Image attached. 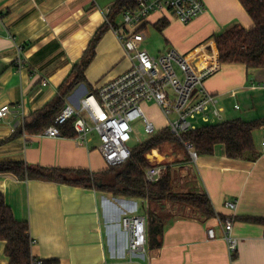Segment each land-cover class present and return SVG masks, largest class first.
I'll return each instance as SVG.
<instances>
[{"label": "crops", "instance_id": "obj_1", "mask_svg": "<svg viewBox=\"0 0 264 264\" xmlns=\"http://www.w3.org/2000/svg\"><path fill=\"white\" fill-rule=\"evenodd\" d=\"M117 1L0 0V109L9 105L11 110L0 120V141L9 139L26 119L55 101ZM202 1L205 13L187 25L169 12L151 14L143 29V49L148 51L146 43L153 40L158 55L175 49L193 57L196 50L214 43V36L227 29L240 25L250 30L255 25L240 0ZM120 17V22L115 21L119 27L123 22ZM17 46L22 49L21 68ZM213 64L215 71L204 85L219 98L224 110L222 122H264V68L223 65L218 54ZM130 68L123 46L109 29L86 71L89 87L83 84L76 88L66 99L67 106H77L91 93L89 88L95 91ZM253 85L257 89H252ZM253 137L261 154L257 161L228 158L225 147L219 145L213 155L196 160L190 153L189 157L178 155L179 160L169 165L173 178L177 174L180 177L175 193L206 194L223 220L234 217V235L239 239L234 258L228 253L219 217L206 219L171 202L156 208L157 214L166 218L161 247L152 249L148 244L144 253L130 260L121 220L124 216H148L141 209L146 200L51 182L22 181L12 175H0V195L15 219L29 224L35 259L59 264H264V227L244 220L264 218L261 129ZM98 144L96 134H91L85 144L76 136L25 134L0 146V162L22 161L32 167L85 170L98 175L107 170ZM128 202L136 205L130 208L121 204ZM226 202H236V211L227 209ZM209 228L216 230V240H209ZM6 246L0 241V264L9 263Z\"/></svg>", "mask_w": 264, "mask_h": 264}, {"label": "built area", "instance_id": "obj_2", "mask_svg": "<svg viewBox=\"0 0 264 264\" xmlns=\"http://www.w3.org/2000/svg\"><path fill=\"white\" fill-rule=\"evenodd\" d=\"M206 11L202 0H138L135 10L125 11L122 25L112 28L131 62V68L116 79L104 83L96 92L87 93L79 104H69L56 118L44 134L52 138L61 137L59 127L74 120L76 139L87 143L91 134L98 137V151L107 168L125 165L132 157L129 143L132 140L133 123L142 120L145 131L151 137L159 133L144 113L143 106L154 104L166 120V128L182 141V135L207 125L222 123L223 108L217 95L209 93L205 80L215 71L213 64L217 54L214 43L196 50L193 57H187L175 49L154 56L143 49L146 33L142 29L151 14L169 12L183 24H189ZM19 68L24 66L21 47L17 46ZM213 53V54H212ZM44 86L48 83L44 82ZM258 86L253 85L252 89ZM234 95V94H233ZM239 109V106H235ZM10 106L0 109V120L10 114ZM262 147L264 148V124ZM161 132V131H160ZM183 142V141H182ZM190 156L196 160L198 154L189 143L183 142ZM145 172L148 184L160 182L167 174V166L154 163ZM225 207L233 212L236 202H226ZM219 224L226 241L228 253L235 257L239 239L234 235V217L223 220L219 215ZM148 217L146 215L124 216L122 230L128 236L127 253L130 260L144 253L148 246ZM209 240H216L214 228L207 231ZM32 243H34L32 241ZM45 260L34 259L32 264H44Z\"/></svg>", "mask_w": 264, "mask_h": 264}, {"label": "trees", "instance_id": "obj_3", "mask_svg": "<svg viewBox=\"0 0 264 264\" xmlns=\"http://www.w3.org/2000/svg\"><path fill=\"white\" fill-rule=\"evenodd\" d=\"M254 21V27L246 30L235 25L225 32L214 36V45L221 64H240L247 68H264V0H240ZM138 0H118L107 15V21L91 40L84 56L77 63L54 102L43 110L26 119L23 126L13 135L0 141L3 146L25 134L41 135L54 124L56 118L67 106L66 99L80 85H88L86 71L96 57L97 47L111 28H118L116 19L125 11L135 10ZM144 29V27L142 28ZM90 92H96L89 88ZM74 120L59 127L64 137H75ZM264 122H244L240 119L207 125L182 135V141L193 146L198 156L213 155L216 147L223 145L226 155L231 159L257 161L261 154L257 151L253 134L261 129ZM179 138L169 130H163L132 149L131 159L123 166L107 168L101 174L85 170L32 167L25 162L1 161L0 175H12L19 180H32L94 189L115 197L146 200L157 205L171 202L184 208H190L206 219L217 216L206 194H177L173 189V175L167 169L166 176L158 183L148 184L145 172L150 167L147 154L165 143L175 142L182 146ZM148 244L152 249L160 248L165 231L166 218L159 214H148ZM222 218V217H221ZM264 227V218L248 217L244 219ZM0 241L6 242L5 254L8 264H32V240L28 223L18 222L5 199L0 195ZM44 264H59L58 261H45Z\"/></svg>", "mask_w": 264, "mask_h": 264}, {"label": "rangeland", "instance_id": "obj_4", "mask_svg": "<svg viewBox=\"0 0 264 264\" xmlns=\"http://www.w3.org/2000/svg\"><path fill=\"white\" fill-rule=\"evenodd\" d=\"M121 21V17L119 16L117 18V22ZM148 46V47H147ZM146 47L148 48V51L151 55L158 56V51H157V43L153 40H149L146 43ZM213 54V53H212ZM143 110L147 118L154 123L156 127V131L160 132L163 131L166 128V120L162 114V112L158 109V107L154 104H148L146 103L143 106ZM133 133H132V140L129 143V147L131 149L139 146L140 144L144 143L148 139L151 138L149 134L146 133L145 131V124L142 120H137L136 122L133 123ZM150 156H153L155 158L154 163L161 162L167 168H170L169 165L173 164L174 162L178 161L179 159L177 158L178 155H187L189 157V152L186 149L185 146H182L178 143L171 142V143H165L161 145L158 149L153 150L147 154V159L149 160L150 164ZM187 157V158H188ZM174 173V171H173ZM178 173V172H177ZM182 177V176H181ZM180 180L179 175L177 174L175 178H173V189H177V181ZM125 198V197H123ZM126 200V199H125ZM122 206H129L134 207L136 204L135 203H121ZM141 204V203H140ZM156 208H160L159 206L157 207V204L155 203H150L149 201H146L144 209L148 214H151V216H155L157 214ZM115 209L118 210V208L115 207Z\"/></svg>", "mask_w": 264, "mask_h": 264}]
</instances>
